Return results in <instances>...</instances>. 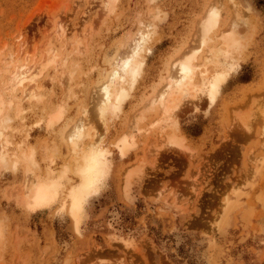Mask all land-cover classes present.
Returning <instances> with one entry per match:
<instances>
[{
    "label": "rangeland",
    "instance_id": "1",
    "mask_svg": "<svg viewBox=\"0 0 264 264\" xmlns=\"http://www.w3.org/2000/svg\"><path fill=\"white\" fill-rule=\"evenodd\" d=\"M103 3L0 0V79L8 53L20 63L24 53L41 58L52 47L80 66L73 92L56 82L52 66L46 69L43 101L25 104L24 126L8 110L16 131L11 150L32 148L42 175L48 167L59 176L68 165L79 198L72 212L64 192L28 211L17 190L24 165L0 169V264H264V0H115L109 13ZM210 5L221 13L213 35L233 29L239 37L236 66L212 97L182 100L170 121L143 111L142 130L122 151V131L162 86L171 61L197 43ZM156 11L141 75L122 111L102 127L93 111L97 87L139 22ZM58 22L68 31L63 48ZM74 38L85 47L80 54L70 45ZM82 107L98 132L106 128L108 150L103 173L87 186L72 172L66 142ZM59 108L61 116L47 126V112ZM153 120L159 128L149 127ZM169 133L182 137L183 146L167 144Z\"/></svg>",
    "mask_w": 264,
    "mask_h": 264
},
{
    "label": "bare ground",
    "instance_id": "2",
    "mask_svg": "<svg viewBox=\"0 0 264 264\" xmlns=\"http://www.w3.org/2000/svg\"><path fill=\"white\" fill-rule=\"evenodd\" d=\"M114 2L115 0H104L103 9L108 13L112 12L115 6ZM157 12L150 15L147 21L139 22L137 31L134 35L129 36L126 47L115 56L106 78L97 87L98 94L93 104V111L102 127H106L107 116H117L122 111L124 102L129 98L130 90L134 88L141 75L144 64L143 53L149 52L148 43L155 32L154 20L157 19ZM220 18L221 13L218 7L210 5L206 9L204 17L198 22L197 43L184 49L171 61L170 70L165 76L162 86L148 100L140 114L133 116V120L128 124V131H122L119 140L122 151L134 143L132 140L134 134L142 130L139 123L146 118L143 111L154 109L164 119L169 120L182 100L189 101L202 96L212 97L228 78L236 66L233 53L239 47V37L233 29L230 32H220L221 34L218 33L220 40L214 44L212 41L217 35L213 34L218 27ZM55 34L63 48L66 45L68 31L61 22L56 24ZM82 43L77 38H74L70 43L75 53H82L85 48L81 46ZM20 50L19 48L16 51L17 58ZM12 55V53H8L9 61L3 63V67L9 69L7 73L3 71L4 77L0 79V169L10 164L12 170H17L20 163L24 165V181L17 190L19 203L26 210L34 211L49 206L57 202L60 193L64 192L62 200L68 199L72 212L79 193L76 187L69 182L70 178L66 174L68 165L63 164L59 176L52 175L48 167L45 174L42 175L35 159V151L32 148L22 149L19 152L11 150L13 146L11 134L16 131L12 130L9 125L11 119L8 116V110L14 108V113L18 114L24 126L25 104L43 101L45 90L43 78L46 69L52 66L55 73L53 78L57 79L56 82L66 87L68 92H73L71 85L77 79L75 72L80 69V66L78 63L72 66L62 51L57 53L52 47L48 48L41 58H37L34 51L32 54L24 53L23 61L20 63L16 62ZM89 113L87 107H82L79 117L66 134L72 172L78 176L81 185L84 186L90 185L101 176L108 154L102 141V134L106 128H103L102 133L98 132ZM61 114V108L47 112L44 123L49 126L58 120ZM158 122L159 120H153L148 122V125L155 129L159 126ZM39 123L40 119L35 125ZM171 123V126H176L175 122ZM242 123L245 124V121L242 120ZM27 137H29L28 129L25 131V138L27 139ZM182 141V137L178 136L177 138L171 133L166 135V143L169 145L182 147Z\"/></svg>",
    "mask_w": 264,
    "mask_h": 264
},
{
    "label": "clouds",
    "instance_id": "3",
    "mask_svg": "<svg viewBox=\"0 0 264 264\" xmlns=\"http://www.w3.org/2000/svg\"><path fill=\"white\" fill-rule=\"evenodd\" d=\"M2 239H3V237H2V235H0V241H2Z\"/></svg>",
    "mask_w": 264,
    "mask_h": 264
}]
</instances>
